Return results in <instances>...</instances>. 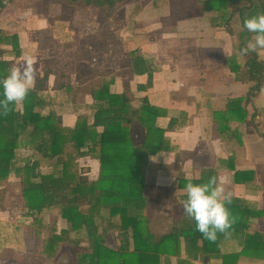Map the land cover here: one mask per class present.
I'll return each instance as SVG.
<instances>
[{"label":"trees","instance_id":"16d2710c","mask_svg":"<svg viewBox=\"0 0 264 264\" xmlns=\"http://www.w3.org/2000/svg\"><path fill=\"white\" fill-rule=\"evenodd\" d=\"M12 1L0 0V9L5 2ZM84 1L87 5L112 8L121 0ZM201 1L212 13L211 24L226 28L230 35L236 36L239 51L253 36L243 28L244 20L264 13V0ZM18 43L16 34L0 30V47L17 49ZM132 61L140 72L152 77L151 69L156 68L151 58L134 52ZM231 63L229 70L247 78L250 90L245 97L232 98L226 105V113H221L225 115L223 120L216 119L220 135L224 133L227 152V158L220 165L231 171V183L245 187V195H259L262 187L255 170L236 166L235 151L228 141L242 145L241 131L233 129L231 122L246 123V105L253 99L257 102L253 104L255 115L264 120V58L252 52ZM11 65L13 62L3 64L0 60V80L8 75ZM40 87L34 88L9 115L0 114V176L11 166L9 156L18 158L27 149L24 159L17 163L25 171L22 182L25 205L47 233V216L56 214L61 220L60 231L52 229L44 240L42 253L46 257H54L61 245L70 244L72 264H256L264 261V233L252 228L264 216L256 201L244 196L232 197L228 207L236 223L230 229V236L218 233L214 243L205 239L196 230L195 221L183 213L186 183L189 180L195 184L206 183L210 177L218 176L214 168L202 169L198 178L191 172L180 176L174 189L181 193L175 200L182 217L175 231L163 236L150 233V202L145 191L147 165L150 157L159 160L167 146L168 129L161 124V119L169 118V126L180 128L187 121L185 112L171 115L167 108L152 105L145 96L133 100L125 91H117L110 80L91 90V111L85 112L92 114L95 122L90 125L88 117L82 116L68 130L62 110L63 103L71 102L63 100L57 107L48 106V103L53 105L51 99L38 95ZM64 87L66 99L70 100L71 87L66 84ZM0 99H3L2 88ZM232 106H236L235 110ZM230 110L235 111L231 118ZM135 125L143 131L139 140L133 133ZM86 156L99 164L98 175L92 181L77 168V160ZM113 234L118 240L116 249L106 245V239Z\"/></svg>","mask_w":264,"mask_h":264},{"label":"rangeland","instance_id":"374dc122","mask_svg":"<svg viewBox=\"0 0 264 264\" xmlns=\"http://www.w3.org/2000/svg\"><path fill=\"white\" fill-rule=\"evenodd\" d=\"M151 1L131 0L108 11L83 2L75 5L71 0H19L6 13L17 10L19 21L26 27L20 30L23 42L18 49L22 55L15 58L13 50L11 53L0 50V60L3 64L13 61L17 67L28 57L36 61L38 77L33 88L41 86L38 95L51 99L53 105L48 106L57 107L63 100L71 102L63 103L62 110L68 130L82 116L88 117L90 125L95 122L92 114L85 112L91 111L90 91L110 80L117 91H125L133 100L145 96L152 105L166 104L171 110L191 113L188 112L185 128L171 127L167 131L166 149L159 160L150 157L147 165L145 191L151 215L148 228L155 236H163L174 232L182 217V210L174 201L175 195L181 193L174 185L184 172L198 178L202 169H217L232 197L244 195L242 187L231 183L229 174L220 168L225 154L211 118V107L245 97L250 85L247 78L229 70L231 61L243 58L239 41L226 28L216 29L210 23L212 15L201 0H179L172 18L171 9L164 8L160 15L156 14L162 10L159 6L150 10ZM138 48L155 56L152 61L158 73L151 81L147 79L148 73L140 72L132 61L130 52ZM259 55L264 58V50ZM12 67L8 68V74ZM206 81L209 87L203 91L200 86ZM65 84L71 87L70 100L64 93ZM253 104L257 105L254 99L246 106L250 115L254 112ZM225 110L216 111L214 119L222 121L225 115L221 113H226ZM234 110H230V118L235 116ZM133 133L139 140L143 131L135 125ZM24 150L20 153L23 158L6 156L11 166L0 176V264H72L70 244L61 245L54 257L42 253L48 233L52 229L59 232L61 220L56 214L47 216V233L25 205L22 191L25 171L17 165L26 156ZM240 159V165H247L244 154ZM77 161L79 173L95 180L98 161L90 156ZM115 236L108 237L106 245L116 249Z\"/></svg>","mask_w":264,"mask_h":264},{"label":"clouds","instance_id":"9594fccd","mask_svg":"<svg viewBox=\"0 0 264 264\" xmlns=\"http://www.w3.org/2000/svg\"><path fill=\"white\" fill-rule=\"evenodd\" d=\"M243 28L253 36L240 49V55H248L258 50H264V13L247 18ZM38 77L36 61L28 57L17 67L13 66L9 74L0 80L3 99H0V114L7 116L21 105ZM264 91V90H262ZM183 192L186 199L182 203L183 213L196 223V230L211 242L218 239V233L230 236V229L236 223L228 207L232 203V192L226 187L222 177L212 176L206 183L195 184L189 180Z\"/></svg>","mask_w":264,"mask_h":264},{"label":"crops","instance_id":"0c3cea01","mask_svg":"<svg viewBox=\"0 0 264 264\" xmlns=\"http://www.w3.org/2000/svg\"><path fill=\"white\" fill-rule=\"evenodd\" d=\"M17 1H19V0H15V2H17ZM15 2H13L10 5H8L4 9V12H3L2 16L0 17V23L2 21H6L7 23H10L11 25L10 24H5V23H1V27L4 28V27H10L11 26L12 27V30L11 31L20 32V30L22 29V27H25V26L23 25L22 21L21 22L19 21V17H20L19 12L17 10H14L12 12L6 13L7 9L8 8H12V5ZM150 10L155 11L152 8H150ZM162 11L163 10H161L160 12H156V14L157 15H160V14H162L161 13ZM215 28L216 29H221L219 27H215ZM21 43H22V41L19 44H21ZM9 49H10L9 47H1L0 50L1 51H4L6 53ZM134 52H137V53L138 52H141L146 57H149L152 60H153V58H155L154 55L148 54L150 52H148V53L147 52L146 53L143 52V50H141V48H138V49H136L134 51H131L130 52V55L132 56V53H134ZM157 73H158L157 72V69H155V71L152 74V77L151 78L149 76L147 77L148 81H151L154 78V75L157 74ZM208 84H209L208 81H206L205 83H203L202 86H200V89H203V91H207V88L209 87ZM61 86H62V84H61ZM32 89H34V88H32ZM39 92H41V90ZM90 93H91V91H90ZM148 100L150 102V99H148ZM190 104L192 106H197V104H192L191 102H190ZM153 105L167 108L171 112L170 113L171 115L172 114H178V112L179 113L180 112H185L187 114V121H186V123L184 125H182V127L177 128V129H183L187 125V122L189 120V114L191 115V113L189 111H188L189 112V114H188V112L186 110H171L170 108L166 107V104H163V105L153 104ZM211 108H213V110L211 112V118H212L213 123L216 125V127L218 129V127L220 125L214 119V113L216 111H218V110H222V109H225L226 108L225 101H224L223 106L221 104L220 107H217L216 106V107H211ZM253 108H254V112H253L252 115H250L249 112H248V110H247L248 114H247V118H246V123H244V125H241L238 122V120H234V121L231 122V127L233 129H237L238 131H241V134H242L241 135V138H242V141H243L242 145H239L235 141H228V144L231 146L232 150L235 151V156H236L235 164H236L237 167H239V168H250V169L255 170L256 175H257V178H258V183L262 187V192L259 195H245V187L243 185H235V186H237V187L239 186V188L242 187V190H244V195L243 196L245 198H247L248 200L256 201L258 203V207L261 210L264 211V128H263L264 127V120L262 119V117L260 115H255V111H256L255 110V106H253ZM208 109H209V107H206L205 108L206 111H208ZM253 116H256L259 120L262 121V123L260 124L258 122L257 118H254ZM92 117H93V115H92ZM168 117H170V116H168ZM168 120H169V118H167L166 121H163L164 122L163 125L166 126L167 129H168V131H169V129L171 127H174V126H171V125L169 126L168 125ZM249 121H251V122H249ZM219 131L220 130L218 129L217 135H218V137L220 139V142H221V144L223 146L222 148H223L224 154H225L223 156L222 160H225L227 158V152L224 149L225 148L224 147V144L226 143V141L221 137ZM167 135H168V133H167ZM233 145H235V147ZM203 154H204V152H203ZM243 154H244V157L246 158V160L248 161V162H246L247 165H240V161L239 160H241L240 157ZM213 167H215V166H213ZM220 168H222L223 172H227L229 174V176L231 175V171H229L228 169H226L224 165L223 166L220 165ZM184 173H189V172L187 171V172H184ZM200 174H201V172H200ZM193 176H195V175H193ZM177 195H179V194H177ZM177 195H175V198H176ZM175 198H174V201L176 202ZM252 228L264 233V216L262 218H260L255 224H253V227ZM248 264H250V263H248ZM258 264H261V263H258Z\"/></svg>","mask_w":264,"mask_h":264},{"label":"flooded vegetation","instance_id":"af4514ba","mask_svg":"<svg viewBox=\"0 0 264 264\" xmlns=\"http://www.w3.org/2000/svg\"><path fill=\"white\" fill-rule=\"evenodd\" d=\"M33 1H35V0H33ZM73 3H75V5H81V2H83L84 4H86V2L84 1V0H71ZM129 1H131V0H121V1H118L117 3H115L113 6H112V8H109V6L108 5H106V6H99V5H97V4H94V5H91V6H97V7H102V8H106V10H108V11H114L118 6H120V5H122V4H126V3H128ZM158 0H152L151 2H150V4H151V6H150V8H152V9H154L156 6H159L162 10L164 9V8H167L168 10H170L169 11V17L170 18H172V17H174L175 15L173 14V11H175V9H173V8H177V6H179L180 4H179V0H167V2H165V3H163L162 2V4H158V2H157ZM13 2H15V0L14 1H12L11 3H9V2H5L4 4V7L3 8H1L0 9V17L2 16V14H3V12H4V9L8 6V5H10V4H12ZM87 5V4H86ZM210 14H212L210 11H208ZM178 16V15H177ZM211 19V18H210ZM0 30H3L5 33H12V34H16V36H17V38H18V40H19V43L22 41L23 42V35L21 34V33H19V32H17V31H11V30H6V29H4L3 27H1V23H0ZM19 43H18V46H19ZM10 48V47H9ZM0 49H1V47H0ZM13 50V55H14V57L15 58H17L18 56H19V54L21 53V52H19V49L17 48V49H12V48H10L6 53H11V51ZM20 55H22V53L20 54ZM13 61H11V63H12ZM13 65H11L10 67H12Z\"/></svg>","mask_w":264,"mask_h":264}]
</instances>
